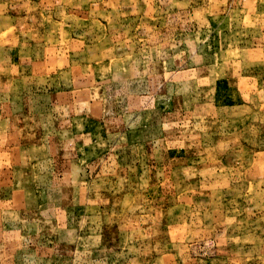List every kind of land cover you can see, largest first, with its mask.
I'll return each instance as SVG.
<instances>
[{
    "label": "rangeland",
    "instance_id": "1",
    "mask_svg": "<svg viewBox=\"0 0 264 264\" xmlns=\"http://www.w3.org/2000/svg\"><path fill=\"white\" fill-rule=\"evenodd\" d=\"M0 264H264V0H0Z\"/></svg>",
    "mask_w": 264,
    "mask_h": 264
}]
</instances>
